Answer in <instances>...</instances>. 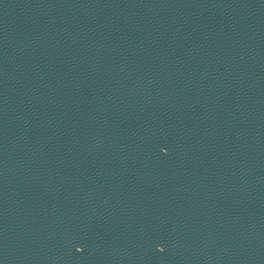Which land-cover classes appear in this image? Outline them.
I'll use <instances>...</instances> for the list:
<instances>
[{
  "label": "water",
  "instance_id": "95a60500",
  "mask_svg": "<svg viewBox=\"0 0 264 264\" xmlns=\"http://www.w3.org/2000/svg\"><path fill=\"white\" fill-rule=\"evenodd\" d=\"M0 264H264V0H0Z\"/></svg>",
  "mask_w": 264,
  "mask_h": 264
}]
</instances>
